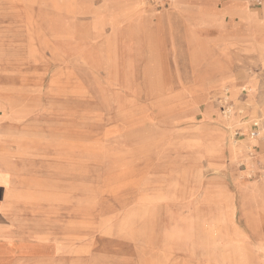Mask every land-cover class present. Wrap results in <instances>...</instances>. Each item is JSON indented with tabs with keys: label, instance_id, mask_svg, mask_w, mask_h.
<instances>
[{
	"label": "rangeland",
	"instance_id": "374dc122",
	"mask_svg": "<svg viewBox=\"0 0 264 264\" xmlns=\"http://www.w3.org/2000/svg\"><path fill=\"white\" fill-rule=\"evenodd\" d=\"M173 1L0 0V94L25 137L9 156L29 194L13 229L62 242L70 264H264V62L229 46L230 84L206 89L171 22L150 44L131 35Z\"/></svg>",
	"mask_w": 264,
	"mask_h": 264
},
{
	"label": "crops",
	"instance_id": "0c3cea01",
	"mask_svg": "<svg viewBox=\"0 0 264 264\" xmlns=\"http://www.w3.org/2000/svg\"><path fill=\"white\" fill-rule=\"evenodd\" d=\"M125 6L126 10H122L125 19L136 16V20H132L142 23L151 16L149 11L138 8L136 4ZM171 8L170 11L157 13L155 17L151 16L152 21H155L153 26L155 28L144 30L134 26L131 35H141L150 44L155 36L154 32L159 33L164 27L163 22H171L170 28L176 44L189 50L192 63L204 61L205 68L202 75L206 81L204 84L206 89L230 84L232 76L223 69L228 66L229 57L225 56L224 59L222 55L229 52L227 50L229 46L243 45L248 52H255L259 61L264 62V19L261 18L259 11L248 7V0H174ZM167 30H169L168 26ZM118 32L117 24L111 23L112 37ZM217 53L224 66L221 65V61L220 64ZM230 59L235 58L230 56ZM248 85L252 88L253 82H248ZM232 94L235 95L233 88ZM256 105L264 116V98ZM14 107L12 100L0 94V145L2 147L0 150V264H70L68 261L75 260V258L65 252L61 246L62 242H52V240L46 242L47 238L40 235H32L33 238L20 237L19 232L13 229V214L17 210L16 205L23 203L21 198L29 196L18 187L20 177L16 168L12 167L13 159L9 156V149L13 145L20 146L25 138L24 134H15L17 131L9 127L18 121ZM207 107L211 105L208 104ZM223 120L230 124L235 120V115H231L228 121L224 117ZM251 141L248 140L246 144L249 142L251 145L255 144L258 139ZM218 142L215 145L205 144L210 158L223 156L225 145L221 140ZM261 146L263 148L264 143H261ZM240 154L245 157L240 150L236 153L231 152L234 157H240ZM245 159L250 167L256 166L255 159L251 160L246 157ZM259 160L264 165V153L259 155ZM29 202L31 201L24 204H29ZM22 242L27 243L22 245ZM36 244L50 245L53 248L58 244L60 248L59 251L55 249L53 252H36Z\"/></svg>",
	"mask_w": 264,
	"mask_h": 264
},
{
	"label": "bare ground",
	"instance_id": "6f19581e",
	"mask_svg": "<svg viewBox=\"0 0 264 264\" xmlns=\"http://www.w3.org/2000/svg\"><path fill=\"white\" fill-rule=\"evenodd\" d=\"M139 24H140V23H139ZM140 25H141V24H140ZM140 25H139V26H140ZM140 29H141V26H140ZM229 112H230V110H229ZM230 114H231V113H230ZM230 114L227 115V117H226L227 119H229V118L231 117ZM229 116H230V117H229ZM249 141L251 142V140H249ZM250 142H249V143H250ZM207 143H208V142H207ZM218 143H219V142H218ZM237 143H238V142L234 143V146L231 147V148H232L231 150H234L233 148H234L235 146H238V145L242 146V144L245 145V146H249V147H250L249 144L243 143V141L240 142L239 144H237ZM208 144H209V143H208ZM215 144H216V143H215ZM215 144H214V145H215ZM219 145H221V144H219ZM219 145H218V146H219ZM207 146H208V145H207ZM216 146H217V145H216ZM212 147H213V146H211V148H212ZM219 147H220V146H219ZM219 147H218V148H219ZM215 148H217V147H215ZM219 149H221V147H220ZM218 151H220V150H218ZM250 155L253 156V154H250ZM262 177H263V176H262ZM135 215H136V214H135ZM124 216H125V215H124ZM123 218H124V217H123ZM120 221H121V220H120ZM129 224H130V223H129ZM128 226H129V225H128ZM129 227H130V226H129ZM126 229H127V228H126ZM126 229H125V230H126ZM40 245L43 246V247H44V246H47V245H44V244H40ZM59 248H60V247L58 246V244L55 245V249H56V251H59ZM20 253H21V252H20Z\"/></svg>",
	"mask_w": 264,
	"mask_h": 264
},
{
	"label": "built area",
	"instance_id": "2783aa9c",
	"mask_svg": "<svg viewBox=\"0 0 264 264\" xmlns=\"http://www.w3.org/2000/svg\"><path fill=\"white\" fill-rule=\"evenodd\" d=\"M171 0H165V3L170 2ZM254 6L264 8V0H250ZM229 111V108L227 109ZM255 134V132H254Z\"/></svg>",
	"mask_w": 264,
	"mask_h": 264
}]
</instances>
